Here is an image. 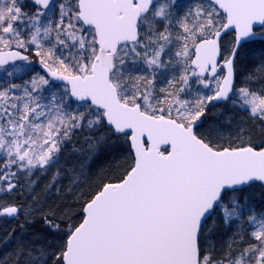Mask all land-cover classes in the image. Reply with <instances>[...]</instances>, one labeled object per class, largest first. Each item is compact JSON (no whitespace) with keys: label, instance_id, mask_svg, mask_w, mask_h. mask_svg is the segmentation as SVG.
<instances>
[{"label":"snow or ice","instance_id":"6c2138e0","mask_svg":"<svg viewBox=\"0 0 264 264\" xmlns=\"http://www.w3.org/2000/svg\"><path fill=\"white\" fill-rule=\"evenodd\" d=\"M0 264H264V0H0Z\"/></svg>","mask_w":264,"mask_h":264},{"label":"trees","instance_id":"16d2710c","mask_svg":"<svg viewBox=\"0 0 264 264\" xmlns=\"http://www.w3.org/2000/svg\"><path fill=\"white\" fill-rule=\"evenodd\" d=\"M102 161H98V163H101Z\"/></svg>","mask_w":264,"mask_h":264}]
</instances>
